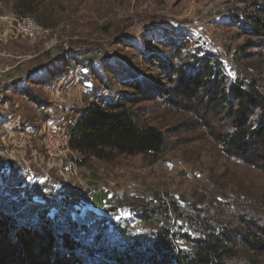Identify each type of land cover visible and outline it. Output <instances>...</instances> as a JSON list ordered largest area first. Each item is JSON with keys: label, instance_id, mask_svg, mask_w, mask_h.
Segmentation results:
<instances>
[{"label": "trees", "instance_id": "1", "mask_svg": "<svg viewBox=\"0 0 264 264\" xmlns=\"http://www.w3.org/2000/svg\"><path fill=\"white\" fill-rule=\"evenodd\" d=\"M13 8L18 16L49 29L62 5L58 0H16ZM226 16V26L234 25L250 39L225 55L205 48L191 52L187 40L170 39L168 54L177 63L168 70L176 89L167 98L174 108L192 103L202 110L214 142L232 159L264 174V0H237ZM151 58L166 71L162 56ZM50 65L43 67L47 76L36 81L44 88L56 84ZM85 67L92 70L97 87L81 118L70 125L71 150L88 161L115 155L160 161L165 134L143 122L134 109L145 90L124 82L131 93L108 97L101 91H112V77ZM36 105L45 110L41 100ZM30 177L24 166L0 174V264H264V199L254 191L239 186L237 192L224 190L208 203L169 195L131 203L151 226L137 230L121 224L112 232L106 216L89 211L81 217L77 206L84 193L69 190L58 203L54 185L29 187ZM42 194L45 200H40ZM105 198L93 195L92 207L103 209Z\"/></svg>", "mask_w": 264, "mask_h": 264}, {"label": "rangeland", "instance_id": "2", "mask_svg": "<svg viewBox=\"0 0 264 264\" xmlns=\"http://www.w3.org/2000/svg\"><path fill=\"white\" fill-rule=\"evenodd\" d=\"M15 1L0 0V25L18 16L13 8ZM58 1L62 5L61 11L57 10L53 27L47 29L48 33L42 39L2 38V41H8L0 43V51L16 54L17 58L0 57V63L12 65L23 61L22 65L35 70L52 63L50 66H53L57 77L56 84L49 88H34L44 104L42 114L39 115L34 101L28 102L25 98L24 101L18 99L20 103L17 106L14 100L7 99L10 110L24 113L26 120L38 123L39 132L53 115L66 119L70 125L75 123L89 106L93 89L97 87L91 78L92 70L85 67L90 65L102 75L112 77V91H101L108 97L117 98L123 93H131L132 89L125 83H137L145 90L144 99L134 109L143 122L165 134L166 148L156 163L144 156L123 155H115L106 161H88L81 155L70 153L68 159L75 162V166L73 169L68 166L65 174H61L50 169L52 166L48 163L45 147L41 146L36 156L41 143L37 142L40 134L35 137L24 133L16 137L17 145L8 143L7 147L1 146L0 156L5 161L16 162L22 157L15 151L20 149L22 140L29 139L33 143V146L30 143L31 151L26 154L25 161L18 164L20 169L26 167L31 175L29 187L54 185L64 194L69 190L84 193L77 206L79 211L85 208L87 198L92 204L93 195L105 194L104 208L98 211L91 206V212L106 216L112 232L121 224L137 230L150 227L141 220L137 206L133 207L131 203L146 202L155 197L169 195L170 198H186L190 202L201 199L208 203L211 198H220L222 191L227 190L231 194L240 186L256 192L263 201L264 174L232 159L214 142L208 129V116L203 115L202 110L192 103L189 104L192 108H174L167 98L176 89L168 70L169 65L177 63L176 56L168 54L170 39L187 40L191 52L205 48L222 55L250 39L242 37L234 25L226 26L229 21L226 12L236 6L237 0ZM164 50H167L165 58L162 55ZM159 56L166 64V71L158 68L151 58ZM228 62L232 75L230 59ZM108 71H116L118 78ZM38 173L41 176H37ZM56 180L59 182L53 184ZM43 194L40 200H45ZM63 218L68 217L65 215ZM9 229L13 230V235L16 233L13 228Z\"/></svg>", "mask_w": 264, "mask_h": 264}, {"label": "crops", "instance_id": "3", "mask_svg": "<svg viewBox=\"0 0 264 264\" xmlns=\"http://www.w3.org/2000/svg\"><path fill=\"white\" fill-rule=\"evenodd\" d=\"M8 26H9L8 22L0 25V43L2 44L8 41V40L2 41L4 39L1 38L2 34L7 31ZM5 35L7 34L5 33ZM11 41H15V40H11ZM0 57L17 58V55L10 53V52L7 54L6 52L0 51ZM3 61H5V59H3ZM22 62L23 61H20V62L18 61L12 65H5V63L3 62L0 63V136H1L0 147L1 146L7 147L8 143H12V144L14 143L17 145L16 137L20 135H24V133L31 134L36 137L39 132L40 126H38L39 125L38 123L35 122V125L32 126L31 122L33 120H31V122L30 120H26V117H25L26 115L24 117L22 115L24 113L19 114V113H16L17 111L15 110H12V109L10 110V108L8 107L9 104H7L9 103L8 100H12V101L14 100L13 103L14 105L16 104L17 106V104L20 103L18 102V99H20V101H24L23 100L24 98L28 102L34 101L33 103L35 104L37 103V101L41 100L35 94L34 88L40 87V84L36 83V81L44 79L47 76V72H45V70L43 69L44 66L41 69L35 70L29 67H26L25 64L22 65ZM32 75H36V76H32ZM31 94H34L33 95V97L35 98L34 100L32 97H30ZM17 96H20L21 98ZM1 103H4V105L2 106ZM37 111L39 115L42 114L41 109L38 108ZM34 130H37V131H34ZM6 138H8V141L5 140ZM39 141L41 143L36 149L37 157L42 147H44L43 146L44 142H43L42 137H39L37 142ZM30 143L33 146V143L29 139L28 140L24 139L19 144L20 149L15 150V151H17L16 153L18 155L22 154V157H19L20 159H16L15 160L16 162H13L14 160L5 161V159L0 156V174L2 176L12 173L13 169L15 168L19 170L20 168L19 165H21V161H25L26 154L31 151Z\"/></svg>", "mask_w": 264, "mask_h": 264}, {"label": "built area", "instance_id": "4", "mask_svg": "<svg viewBox=\"0 0 264 264\" xmlns=\"http://www.w3.org/2000/svg\"><path fill=\"white\" fill-rule=\"evenodd\" d=\"M8 27L10 28L5 32L7 35L3 33L1 38H24L29 41H35L42 39L48 33L47 29H44L33 18L28 16H13L9 19ZM38 133L43 138L48 163L52 166L50 169H55L61 174H65L64 171L68 166L73 169L75 162L68 159V154L74 153L71 150L73 132L66 119L60 118L59 115H53V118L43 125V129ZM55 191L57 193L55 196L56 201L62 203L64 193L61 190L59 191V187ZM87 200L89 199L87 198ZM87 200L83 206L85 208L80 211L81 215H86L92 209V204Z\"/></svg>", "mask_w": 264, "mask_h": 264}]
</instances>
